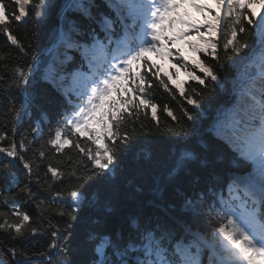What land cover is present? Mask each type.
I'll list each match as a JSON object with an SVG mask.
<instances>
[{
	"label": "trees",
	"instance_id": "obj_1",
	"mask_svg": "<svg viewBox=\"0 0 264 264\" xmlns=\"http://www.w3.org/2000/svg\"><path fill=\"white\" fill-rule=\"evenodd\" d=\"M86 1L91 5L87 2L86 8L81 11L78 4H82L83 0H77L68 9L70 0H50L51 7L46 9V16L39 21L33 19L29 5L25 8L28 11L25 21L11 20L12 34L24 44L27 55L15 49L0 32V53L13 52L9 61H0V75L5 76L8 85H12L11 76L15 68L31 67L35 57L57 41L62 17L61 22L70 42L60 49L65 54L63 65L59 66L61 54L55 56L60 69L76 72L81 65L80 52L98 51L99 44L109 40L97 33L92 18L113 20L110 2L116 0ZM4 3L8 13L18 14V6L13 0H4ZM83 12H90L91 18ZM130 20L128 24L132 30L133 19ZM118 30L123 32L121 28ZM215 39L217 57L193 54L189 50V59L185 61L188 71L194 70L205 80L204 84L190 79L187 72L180 68V61L169 58L171 62L166 63L160 58L158 78L153 76L152 73H156L154 70L147 74L152 87L146 93L157 105L159 126L152 120L150 108L147 116L141 114L138 119L133 118L125 129L130 140L126 145L117 141L114 163L98 175L89 176L92 161L79 149L67 147L62 153H57L47 143L53 137L50 131L40 134L35 123L25 122L19 127L22 85L19 88L14 85L0 88V133L6 137L0 140V147H8L14 140L20 154L32 164L31 173L22 174L8 162L9 158L0 154V212L7 214L0 217V223L5 219L18 222L13 213L19 211L29 215L31 226L39 229L35 235L26 232L23 237H15L14 230L0 229V258L5 264H16L22 260L19 255L13 256L10 249L17 254L24 253V260L51 259L49 245L56 242L59 236V248L51 264H94V260L99 258L94 253L96 236L112 240L116 253L109 248L107 255H111L112 260L107 257L108 260L115 264L121 260L130 261L129 252L135 251L138 239L150 232L148 230H152L155 224L175 231L176 236L180 234L181 238L184 235L179 233L182 232L179 224H186L207 239L212 238V218H219L218 204L222 202L219 197L226 191L234 190L235 181L239 178L258 175V163L245 159L236 151L232 142L233 133L228 127L236 126L235 120L246 114L250 101L245 91L259 95V89L264 84V79L255 83L248 80L256 71L264 70V56L255 37L250 35L246 38L250 46L244 48L240 55L230 49L224 51L223 31ZM196 55L219 76V84L195 68L191 61ZM42 61L36 74L30 78L27 93L32 99H37L40 108L50 115L51 122L68 112L67 97L77 92L78 83L70 71H66L71 75L68 81L50 68L54 64L43 67L53 61ZM5 63L9 65L7 68ZM173 64L176 68L172 67ZM177 68L180 69L179 79L175 76L169 79ZM50 75L57 80V89L50 85ZM160 79L167 82L170 91L160 85ZM78 81L82 82L81 79ZM178 84L185 88L184 96L180 95ZM189 96L198 100L199 107L187 103ZM165 106L181 119L173 121L163 111ZM184 111L193 119L183 116ZM181 126L183 133L179 131ZM168 128L174 131L168 132ZM69 136L73 141L78 139L82 147H91L85 138ZM21 143L23 149L19 147ZM40 151H44L43 157L39 155ZM18 165L24 168L19 160ZM49 165L65 173L63 179L54 180L48 172ZM73 170L76 171L75 177L71 176ZM81 177L89 178L82 181ZM26 186L30 192L22 191ZM73 187L82 193L79 207L75 206L78 202L68 201L67 192ZM57 193L60 195L57 196ZM59 211L71 212L72 215L60 216ZM53 232H58V235L53 236ZM40 252L47 254L41 256ZM134 257L138 258L137 255Z\"/></svg>",
	"mask_w": 264,
	"mask_h": 264
},
{
	"label": "snow or ice",
	"instance_id": "obj_2",
	"mask_svg": "<svg viewBox=\"0 0 264 264\" xmlns=\"http://www.w3.org/2000/svg\"><path fill=\"white\" fill-rule=\"evenodd\" d=\"M13 3L18 6V14L8 13L4 0H0V32L15 49L27 55L24 44L12 34L11 20L25 21V17L28 16L25 8L29 5L33 19L41 20L47 14L46 9L51 7L50 0H35V3L33 0H13ZM111 6L126 12L127 16L123 19L131 17L134 24L137 20H142L143 38L138 44L127 39L122 42L119 62H109L108 68L104 69L102 74L88 80L84 91L79 95L80 103L74 105L71 115L65 117L64 127L57 128L54 137L47 141L59 152H62L65 146L79 149L92 161L89 176L98 175L114 163L116 143L117 141L124 145L128 143L130 136L125 129L133 118L138 119L141 114L147 116L150 108L152 120L157 126L160 124L157 105L146 95L147 89L152 87L147 73L156 67L148 60V53L155 52L162 59L172 58L180 61V68L199 84H204L205 80L197 76L194 70L188 71V64L185 63L189 59L188 51L217 57L218 44L215 38H218L222 31L224 33L222 47L225 52L230 49L232 53L240 55L244 48L250 46L246 38L251 35L258 40L261 55L264 56V0H150L147 12L143 14V5L137 0H116L115 5ZM193 11L199 14V19L193 15ZM123 19L119 16L113 20L104 19L107 39L110 40L115 31L113 25L123 23ZM227 21L230 23H226ZM12 55V51L0 53V61L7 62ZM191 62L206 78L220 83L219 76L211 67L206 66L198 55ZM8 66V63L4 64L5 68ZM172 67L176 68V64ZM179 70L177 68L169 79L172 76L179 79ZM152 74L158 78V71ZM32 76L31 67H17L11 76L12 85H8L5 76L0 75V88L13 85L17 88L21 85L28 86ZM160 85L166 91H170L163 79H160ZM177 87L180 95L184 96L183 85L178 84ZM192 91L195 92V89ZM248 97L250 103L246 114L232 129L234 137L232 142L242 157L258 163V175L235 181L237 194L226 205L225 211L218 214V219L212 218L214 223L212 238L203 246L197 245L195 253L192 252L191 245L184 244L180 239L173 238L175 243L169 242L166 246L162 237L157 239L152 233L146 232L143 235L150 243L145 247L147 255L138 264H203L201 256L204 253H207V264H264V84L259 89V95L250 91ZM187 103L199 107L198 100L190 96ZM163 111L173 121L178 122L181 119L167 106ZM183 116L188 120L193 119L187 111L183 112ZM69 126L71 133L87 137L95 147L86 149L81 146L78 139L73 141L65 134V128ZM167 131L173 132L174 129L168 128ZM179 131L184 132L183 126ZM5 138L4 134L0 133V140ZM19 147L23 149V143ZM17 148L18 145L13 140L8 147H0V153L6 158H11V161L19 160L31 173L32 164L25 160ZM39 155L43 157L44 151H40ZM84 167L88 168L87 165ZM48 172L54 180L63 179L65 175L51 165L48 166ZM71 176H76L75 170L71 172ZM87 178L89 177L80 179L83 181ZM22 191L30 192V189L26 186ZM59 195L60 193H57V196ZM67 196L71 201L79 202L82 193L73 187L67 192ZM76 206L78 207L79 203ZM6 215L0 212V217ZM13 215L18 217V222L5 219L0 223V229L14 230L15 237H23L26 232L35 235L39 231L37 227L31 226V218L26 213L15 211ZM59 215L72 214L59 211ZM52 235L56 236L58 232H53ZM94 243V253L99 257L94 260V264H115L114 261L107 259V250L111 248L112 240L105 236H96ZM58 248L59 244L55 241L49 245V249ZM9 251L13 256L19 255L22 259L24 257L22 252L17 254L14 249ZM46 254L39 253L41 256ZM0 264H5V261L0 260ZM48 264H51L50 260ZM120 264L126 262L121 260Z\"/></svg>",
	"mask_w": 264,
	"mask_h": 264
}]
</instances>
